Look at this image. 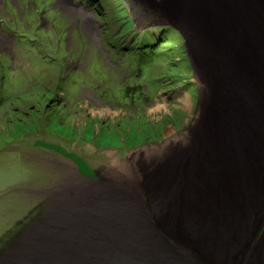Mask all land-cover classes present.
I'll use <instances>...</instances> for the list:
<instances>
[{
    "label": "rangeland",
    "instance_id": "1",
    "mask_svg": "<svg viewBox=\"0 0 264 264\" xmlns=\"http://www.w3.org/2000/svg\"><path fill=\"white\" fill-rule=\"evenodd\" d=\"M218 1L0 0L1 258L26 231L59 223V205L51 207L58 194L111 184L132 161L168 192L165 205H187L171 196L170 175L183 171L177 157L189 153L180 148L205 126L198 75L210 68L197 67L191 53L206 35L229 34L216 15L204 16ZM10 172L14 179L3 180ZM198 183L204 195L205 181ZM212 184L216 203L219 183ZM197 192L184 195L192 208ZM145 208L147 224L160 216ZM248 224L220 232L237 253L253 243L243 236L254 228Z\"/></svg>",
    "mask_w": 264,
    "mask_h": 264
},
{
    "label": "bare ground",
    "instance_id": "2",
    "mask_svg": "<svg viewBox=\"0 0 264 264\" xmlns=\"http://www.w3.org/2000/svg\"><path fill=\"white\" fill-rule=\"evenodd\" d=\"M227 1L229 11L225 12L223 9ZM239 2L240 0H220L218 8L213 9V5L207 4L204 6L206 19L216 15L222 21V12H225L224 20H227L228 25L235 26L236 33L234 34L233 26L230 36L215 35L216 38L213 40L206 35V42L203 41L204 39L199 40L197 45L193 42V46H197L194 50L197 67L204 62L207 68H210V70H200L198 77L206 95L214 94L223 88L216 85L221 77L232 96L249 101L254 109L253 116L264 117V75L260 71L259 59H251L245 54V51L250 50L249 45L256 42H241V51L237 42L239 34L241 41L245 36L257 32L261 34L264 31V22L255 20L249 24L256 16L263 20L260 15L253 16L249 21L242 19L241 13L237 12ZM257 25H261L262 28H257ZM234 51L237 54L234 57L243 65L244 82H236L222 73L225 67L229 66L227 54ZM260 62L264 65V54ZM213 107L220 113L218 117H225L228 113L216 104ZM202 113L203 110H200L199 115ZM242 115L245 116L244 112ZM250 118L253 119L252 116ZM247 119L249 118H242L241 124L245 125L244 120ZM218 120L212 122L208 119L202 132L200 128L195 129L197 134L202 133L201 136L197 141H186L183 148H180L181 152L185 153L187 150L186 152L189 153L184 160L177 157L183 171L176 173L175 176L170 175V180L173 179V187H170L173 191L171 196L178 199V195L181 194L187 205L172 204L171 201L168 202V206L165 205L164 202L169 200H163L168 192H161L162 188L159 187L162 186L156 180H151L142 174L136 161H132L131 165L122 164L121 171L112 175L115 184L113 182L101 184L95 186L96 189H89L85 187L87 185L82 184V187L73 190L69 187L58 194L59 198L53 200L51 207L54 209V206L59 205L58 216L61 217L59 223L53 222L55 225L53 224L49 229L48 227L42 229V226H39L38 229L28 230L20 235L14 243L16 247L12 246L6 250L3 258L0 257V264H264V191L260 194L263 197L262 201H260L261 197L258 201L261 203L260 209L247 211L248 225L251 229L252 225L254 228L252 231L245 228L247 235L243 232V236L253 242L250 244L251 248L249 245L245 250L237 253L235 243L234 249H230L233 245L231 242L235 240L232 238L231 242L228 240L226 243L227 238L220 235L223 231L221 222L217 223L210 216L212 214L219 219L216 198L212 197L214 193L211 188L212 185L214 186L212 183L222 182L225 178L221 176L229 173L233 181L238 183H233L236 188L240 183L242 191L246 188V180L234 168L232 158L227 153L228 146L236 141V134L232 129L237 132L238 124L231 128L228 123ZM261 128L264 135V121ZM224 135L225 137L220 141ZM227 140L229 143L225 149ZM261 140L259 138L257 141ZM197 145H200V148H197ZM242 145H244L243 140L237 147ZM215 154L218 157L216 161H214ZM211 160L214 161L213 165ZM262 163L264 164V153L253 161L252 166L259 170ZM220 165H224L225 169L217 170ZM237 174L239 179H235L238 177ZM202 179L207 181L204 195L196 191L199 187L203 189V185L198 183ZM224 185L219 183L217 188L222 190ZM188 187L197 192L192 198L193 201L198 202L194 208L190 206V198L184 196ZM108 191L112 192L105 194ZM240 193L243 194L241 191ZM61 202L62 204H59ZM145 206L154 214L160 215L151 219L150 224H147ZM171 206L176 207L174 211ZM178 213L186 214L170 217ZM221 219L220 217L217 221ZM228 231H234V228L230 226ZM232 251L230 259L227 254Z\"/></svg>",
    "mask_w": 264,
    "mask_h": 264
},
{
    "label": "water",
    "instance_id": "3",
    "mask_svg": "<svg viewBox=\"0 0 264 264\" xmlns=\"http://www.w3.org/2000/svg\"><path fill=\"white\" fill-rule=\"evenodd\" d=\"M217 6H219V4ZM237 12L241 13V17L245 21L251 20L255 15L262 16L263 20H260L259 17L256 16L252 22H249V24L253 23L255 20L264 22V0H240L238 4ZM226 21L227 20L224 19L222 20V22H224L226 26L229 27L228 35L230 36L231 30L234 25L233 26L231 24L228 25ZM257 28L261 29L262 27L261 25H257ZM234 30H235V26H234ZM235 33L236 30L234 31V34ZM215 35L217 34L214 33L213 35H208V36H210V38L214 40L216 38ZM229 36L227 38H229ZM238 39L239 40H237V42L240 46L239 47L240 51L242 46L241 42L245 43L246 41H249V42L257 43V44L255 43L253 45H249L250 50L248 52L245 51V54L248 55V57L251 59H259L260 71L262 72V75H264V65L260 62L264 54V31H262L261 34H258L257 32L254 33L253 35L245 36L243 38V41H241V36L239 34ZM191 55L195 56V53L192 52ZM236 59L237 58L234 59L229 58V66L225 67L224 72L222 73L225 76H230L236 82H241L243 81L242 75H244L242 71L243 65L241 62L236 61ZM235 62H237L236 64L238 66L234 64ZM238 70H240L241 72ZM236 74L237 77H235ZM216 85L221 86L223 88L219 89L214 94L204 96V104L202 105L204 109L203 108L201 109L203 110V113L200 116L201 117L203 116L202 120L204 121V124H206V121H208V119L212 120V122L219 119L218 121H224L225 123H228L231 126V128L233 126H237L238 124L239 130H237V132L236 131L234 132V130L232 129L233 133L236 134V139H235L236 141L228 146L229 152L227 153L229 157L232 158L233 161L232 165L238 172L241 173V175L244 177L247 183L244 181L246 188L243 194H241L237 190V188L239 190L241 189V183L240 186L238 185L236 188V186L233 185V183L235 184L236 182L233 181L229 173L225 174V176H221V178H225V179H223L222 182L219 183L220 184L222 183L223 185L225 184V189L223 188L222 190L218 191V194H220L221 197L217 199L216 204L218 205V208L220 206L219 212L217 213L219 219L220 217L222 219L220 221H217L219 219H216V216L212 214L210 216L212 220H215L217 223L221 222L220 226H222V228L224 227V225L225 226L230 225L234 228V231H236L235 226H239V225L241 226L242 221H244V223L248 222L247 211L251 209H260V205H261V203L257 201V198L261 197L262 195L260 194L262 193V191H264V164L262 163L259 166L260 169L256 170L252 166V163L257 157H260V155L264 153V149H263L264 135L262 134V128H261L263 125L264 117L259 116L258 118H256L255 116H253L254 109L252 105L249 103V101L244 100L242 97L232 96L229 92V88L227 87L226 83L221 79V77L217 80ZM215 104L219 106L220 109L228 111L225 117H218V114L220 113L217 111V109H214L213 106ZM242 112H244L246 118H249L247 120H244L245 125L241 124V119L242 118L246 119L245 116L242 115ZM250 116H252L253 119H251ZM224 137L225 135L220 138V141ZM259 138L262 140L258 142L257 140ZM241 140L244 141V145L237 147L238 143ZM228 143L229 142L227 140L225 142V149L227 148ZM217 158L218 157L215 154L214 161H216ZM245 158L246 161H248L247 164ZM218 169H225V167L224 165H220L217 167V170ZM237 176L238 177H235V179L237 178L239 179L238 174ZM263 208H264V204H263ZM231 243L234 244L233 242Z\"/></svg>",
    "mask_w": 264,
    "mask_h": 264
},
{
    "label": "trees",
    "instance_id": "4",
    "mask_svg": "<svg viewBox=\"0 0 264 264\" xmlns=\"http://www.w3.org/2000/svg\"><path fill=\"white\" fill-rule=\"evenodd\" d=\"M171 48V47H170ZM6 81H5V86L7 85V79H5ZM11 83H9L8 85H10ZM1 89V88H0ZM6 90H7V88H6ZM5 95H4V97L6 98V99H11L12 97H13V94H12V91L11 92H8V90H7V92H5L4 93ZM2 171V170H1ZM2 176H3V180H6V181H8V180H12V179H14L13 178V173L12 172H10V173H8V174H2ZM6 178V179H5Z\"/></svg>",
    "mask_w": 264,
    "mask_h": 264
}]
</instances>
